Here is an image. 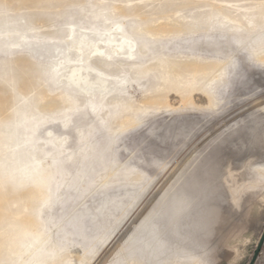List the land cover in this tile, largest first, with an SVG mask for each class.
<instances>
[{"label": "rangeland", "instance_id": "1", "mask_svg": "<svg viewBox=\"0 0 264 264\" xmlns=\"http://www.w3.org/2000/svg\"><path fill=\"white\" fill-rule=\"evenodd\" d=\"M263 232L264 0H0V264H251Z\"/></svg>", "mask_w": 264, "mask_h": 264}, {"label": "water", "instance_id": "2", "mask_svg": "<svg viewBox=\"0 0 264 264\" xmlns=\"http://www.w3.org/2000/svg\"><path fill=\"white\" fill-rule=\"evenodd\" d=\"M263 244H264V232H263V234H262V236H261V239H260L259 245H258V247H257V250H256V252H255V256H254L253 261L251 262V264H253V262L255 261V259H256L257 255H258V253H259L261 247L263 246Z\"/></svg>", "mask_w": 264, "mask_h": 264}, {"label": "bare ground", "instance_id": "3", "mask_svg": "<svg viewBox=\"0 0 264 264\" xmlns=\"http://www.w3.org/2000/svg\"><path fill=\"white\" fill-rule=\"evenodd\" d=\"M96 55H101V50L98 48V49H96ZM72 75H71V77L73 78V77H75L76 78V76L78 75V71L76 70V71H74V72H72L71 73Z\"/></svg>", "mask_w": 264, "mask_h": 264}]
</instances>
